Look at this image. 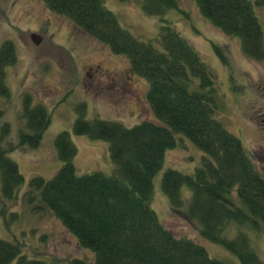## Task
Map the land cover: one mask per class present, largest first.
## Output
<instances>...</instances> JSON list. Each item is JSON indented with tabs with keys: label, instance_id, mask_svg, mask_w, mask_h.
I'll return each mask as SVG.
<instances>
[{
	"label": "trees",
	"instance_id": "16d2710c",
	"mask_svg": "<svg viewBox=\"0 0 264 264\" xmlns=\"http://www.w3.org/2000/svg\"><path fill=\"white\" fill-rule=\"evenodd\" d=\"M52 13L68 19L75 28L115 55L125 56L130 72L148 82L147 102L152 120L132 128L110 121L89 122L79 118L75 135L108 143L115 173L78 176L73 164L76 148L67 132L54 145L63 166L50 180L33 178L40 203L72 234L81 249L94 255L95 264H222L206 249L188 238L175 236L158 219L150 202L152 181L161 169L167 150L177 145L174 133L190 140L205 156L192 174L167 169L161 188L171 214H183L195 223L200 236L234 254L241 264H262L246 233L230 227L264 225V176L242 142L215 118L210 90L213 79L197 53L164 22L157 38L141 42L122 29L106 0H40ZM199 12L228 36L237 37L243 54L264 61L262 24L250 0H194ZM176 0H142L145 15L161 18L177 9ZM16 63L11 42L0 46V95L8 96L5 69ZM192 78L198 90L190 91ZM2 112H0L1 115ZM23 117L30 134L20 144L37 147L49 125L44 106H30L25 99ZM0 148L1 191L13 198L24 179L17 165ZM190 192L189 202L183 189ZM18 247L0 240V264H59L29 260ZM71 264H86L73 260Z\"/></svg>",
	"mask_w": 264,
	"mask_h": 264
},
{
	"label": "rangeland",
	"instance_id": "374dc122",
	"mask_svg": "<svg viewBox=\"0 0 264 264\" xmlns=\"http://www.w3.org/2000/svg\"><path fill=\"white\" fill-rule=\"evenodd\" d=\"M176 1L178 8L166 11L161 18L145 15L142 0H106L104 6L114 14L120 27L138 41H151L158 47L164 20L188 42L212 76L210 92L215 118L242 142L264 176V129L259 125V120H264V62L247 59L239 38L225 35L211 24L194 0ZM250 1L262 24L264 39V0ZM31 34L42 37L40 45L33 44ZM7 41L14 46L16 63L5 69L9 95H0V148L17 165L24 181L9 199L1 191L0 176V240L18 247L20 255L29 260L71 264L77 259L95 264L94 255L81 249L75 237L41 205L39 192L31 188L30 182L36 177L50 181L63 166L54 145L61 132L69 133L76 148L73 164L78 176L93 172L114 175L116 167L108 143L75 135L74 124L83 118L132 128L152 120L148 82L132 75L124 97L102 93L96 88V77L103 75L108 81L125 78L130 71L127 58L113 54L68 19L46 9L40 0H0V46ZM89 66L93 68L90 77ZM189 90H198L197 79L192 78ZM26 98L30 99L31 108L44 106L49 115V125L35 148L20 144L21 135L31 133L23 117ZM174 137L176 147L166 151L164 163L153 177L152 210L175 236L203 246L211 258L222 264H241L224 247L204 240L197 225L183 214L170 213L161 188L163 173L173 169L192 174L205 156L183 135L174 133ZM182 192L185 202H189L190 192L186 188ZM237 230L247 234L264 264V225L258 230L248 224L232 226L226 237L234 239Z\"/></svg>",
	"mask_w": 264,
	"mask_h": 264
},
{
	"label": "flooded vegetation",
	"instance_id": "af4514ba",
	"mask_svg": "<svg viewBox=\"0 0 264 264\" xmlns=\"http://www.w3.org/2000/svg\"><path fill=\"white\" fill-rule=\"evenodd\" d=\"M93 68L91 66L88 67V72H92ZM87 76L90 77L91 72L88 73ZM96 73H99L98 71H95ZM100 74V73H99ZM132 78L131 75L126 73V77H118V79H112L111 81L103 79V75H100V77H96V88L99 89L102 93H109L108 95H111L112 93L116 96L122 95L126 93V87L130 88ZM264 115V113H263ZM260 123V124H259ZM259 125L262 126L261 129H264V120H259ZM264 134V130H262Z\"/></svg>",
	"mask_w": 264,
	"mask_h": 264
},
{
	"label": "water",
	"instance_id": "95a60500",
	"mask_svg": "<svg viewBox=\"0 0 264 264\" xmlns=\"http://www.w3.org/2000/svg\"><path fill=\"white\" fill-rule=\"evenodd\" d=\"M30 38L35 46H38L42 42V37L37 34H31Z\"/></svg>",
	"mask_w": 264,
	"mask_h": 264
}]
</instances>
